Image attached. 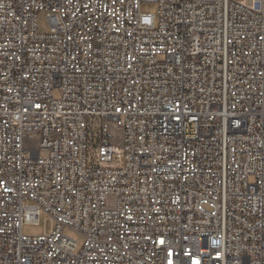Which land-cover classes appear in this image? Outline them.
Wrapping results in <instances>:
<instances>
[{
    "label": "built area",
    "instance_id": "built-area-1",
    "mask_svg": "<svg viewBox=\"0 0 264 264\" xmlns=\"http://www.w3.org/2000/svg\"><path fill=\"white\" fill-rule=\"evenodd\" d=\"M0 264H264V0H0Z\"/></svg>",
    "mask_w": 264,
    "mask_h": 264
},
{
    "label": "rangeland",
    "instance_id": "rangeland-1",
    "mask_svg": "<svg viewBox=\"0 0 264 264\" xmlns=\"http://www.w3.org/2000/svg\"><path fill=\"white\" fill-rule=\"evenodd\" d=\"M247 2L250 4L252 0H247ZM157 9V5L155 4L145 3L141 6V11L143 13H156ZM39 30L41 33H48L51 30L50 23L48 21V14L46 12H41L39 14ZM111 131L113 132V129H111ZM51 230L52 223L51 221L46 219V216L44 214L40 217V221L38 224L26 223L22 228L23 233L27 236H40L45 233L51 232ZM65 233L73 236V238L78 242L79 250L84 242V239L70 229H66Z\"/></svg>",
    "mask_w": 264,
    "mask_h": 264
}]
</instances>
